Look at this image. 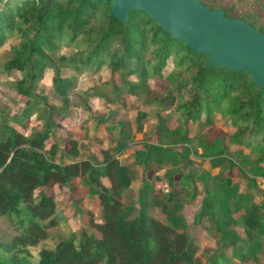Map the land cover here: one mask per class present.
Wrapping results in <instances>:
<instances>
[{
    "label": "trees",
    "instance_id": "trees-1",
    "mask_svg": "<svg viewBox=\"0 0 264 264\" xmlns=\"http://www.w3.org/2000/svg\"><path fill=\"white\" fill-rule=\"evenodd\" d=\"M201 1L234 17L235 3L223 7L218 0ZM111 8V0H0V47L10 38L19 40L1 70L21 72L10 85L25 100L13 123L4 119L0 125V216L8 215L15 231L11 241H0V264H260L264 196L256 201L255 190L258 178H264V87L258 90L245 71L205 67L208 55H197L184 41L171 38L145 12L131 11L125 24L111 15ZM244 19L264 31V24L258 26L251 16ZM62 46L72 49L60 56L63 67L85 72L108 66L123 77L121 92H150L151 78L170 84L164 87L170 102H162L164 114L157 113L155 140L121 137L113 149L84 157L72 133L69 147L58 143L49 117L41 129L27 131L31 117L43 118L40 112L48 108L36 89ZM170 58L174 68L164 76ZM55 69L54 91L65 114L75 81ZM146 116L138 113L139 125ZM215 118L225 119L233 132L221 135L210 127L190 136L192 124L205 119L213 125ZM119 126L124 134V122ZM229 144L239 147V157ZM130 147L143 168L142 185L138 197L126 201L124 193L134 179L119 156ZM192 156L219 172L196 171ZM239 177L246 180L245 188ZM74 178L81 179L89 196H97L102 220L91 215V231L55 238L54 246L43 248L35 260L31 248L51 238L59 223L57 199L43 189ZM199 183L204 197L194 223L210 218L223 244L204 254H198L185 215ZM154 208L161 209V218L151 214Z\"/></svg>",
    "mask_w": 264,
    "mask_h": 264
},
{
    "label": "rangeland",
    "instance_id": "rangeland-1",
    "mask_svg": "<svg viewBox=\"0 0 264 264\" xmlns=\"http://www.w3.org/2000/svg\"><path fill=\"white\" fill-rule=\"evenodd\" d=\"M218 1L222 3L223 7H231L235 3L232 10L233 18L244 19V17L251 16L258 26L264 24V0ZM18 42V39L10 38L0 47V125L4 119L13 123L14 116L20 113L25 103V100L20 98L10 85L12 81L21 77V72L5 73L1 70L5 59L12 55L11 46ZM71 52L72 49L62 46L60 52L53 54V67L46 70L44 78L36 89L37 94L43 98L48 108H42L40 113L43 118L36 114L31 117L27 131L41 129L43 119L49 117L54 121L53 130L58 143L62 147H69L68 135L72 133L78 139L84 157H88L92 153L101 155L102 148L113 149L121 137L127 140H155L158 124L157 113L161 110L164 114L161 107L162 102H170V96L164 88L169 87L170 84L151 78L148 80L150 92L141 91L139 94H131L128 91L121 92L123 77L108 66H103L98 71L85 72H77L70 67H63V63L59 59L60 56L69 55ZM56 67L60 68L62 77H71L75 81V86L69 91L70 107L65 114L60 111L62 99L54 91L53 78L56 74ZM173 68V60L170 58L162 71L163 75H169ZM186 78H190V76H185L184 80ZM131 79L137 81L138 78L133 75ZM155 94L156 98L153 97ZM184 94L186 98L190 97L188 88L185 89ZM173 95L176 96V92ZM140 111L147 113L141 125L137 121ZM120 122H124V134L121 133ZM172 125L175 126L174 123ZM210 127H213L214 131L221 135L233 132L225 119L215 118L213 125H208L205 119H202L190 126V136L194 137ZM229 148L232 154L239 157V147L229 144ZM245 152L249 153V150L245 149ZM119 157L123 163L130 167L133 174L134 181L123 196L124 200L131 201L138 197V190L142 185L143 168L135 163L133 147L128 148ZM56 160L60 161V157L57 156ZM192 165L196 171L209 170L212 174H217L219 171V168H212L209 161H203L194 156H192ZM167 167H172V165ZM164 172L165 169L161 170L159 174L162 175ZM236 181L241 183L242 188L246 187V180L243 177L236 178ZM176 188L181 189V186L177 185ZM164 189L169 190L166 186ZM43 191L53 194L57 199L59 223L51 229V238L31 248L35 260L38 259L39 252L43 248L54 246L55 238L69 237L74 232L80 235L85 229L91 231V215L96 221L102 220L97 196H89L79 178H74L70 184L55 185L44 188ZM255 193L256 201H260L264 196V178H258V187ZM203 197L204 192L199 183L197 198L191 200L185 207V215L190 223L188 231L197 244L198 254L218 251L223 245L219 241L220 235L216 232L210 218H204L200 224L194 223ZM151 214L161 218V209L154 208L151 210ZM14 235L15 231L8 215L0 216V241L9 242ZM228 253L230 254V250ZM204 260L206 259L204 258ZM260 264H264V252L260 255Z\"/></svg>",
    "mask_w": 264,
    "mask_h": 264
},
{
    "label": "water",
    "instance_id": "water-1",
    "mask_svg": "<svg viewBox=\"0 0 264 264\" xmlns=\"http://www.w3.org/2000/svg\"><path fill=\"white\" fill-rule=\"evenodd\" d=\"M111 1V15L123 23L128 24L131 11H143L171 38L184 41L197 55H208L205 67L245 71L258 90L264 87V31L246 19L229 17L201 0Z\"/></svg>",
    "mask_w": 264,
    "mask_h": 264
},
{
    "label": "crops",
    "instance_id": "crops-1",
    "mask_svg": "<svg viewBox=\"0 0 264 264\" xmlns=\"http://www.w3.org/2000/svg\"><path fill=\"white\" fill-rule=\"evenodd\" d=\"M219 172V171H218Z\"/></svg>",
    "mask_w": 264,
    "mask_h": 264
}]
</instances>
